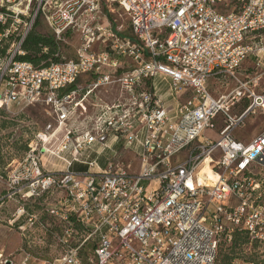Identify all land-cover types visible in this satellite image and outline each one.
Instances as JSON below:
<instances>
[{"label": "built area", "instance_id": "2783aa9c", "mask_svg": "<svg viewBox=\"0 0 264 264\" xmlns=\"http://www.w3.org/2000/svg\"><path fill=\"white\" fill-rule=\"evenodd\" d=\"M38 23L58 44L80 34L76 57L58 54L42 69L24 61ZM263 32L264 0H0V110L40 105L53 120L17 181L28 197L64 195L48 211L68 226L64 244L73 223L88 232L44 264H215L238 229L264 243V132L249 142L234 134L264 110V95L236 73L255 52L248 37ZM228 76L239 86L215 98L208 82ZM159 83L168 97L191 96L169 104ZM116 86L120 96L105 102L102 91ZM243 100L250 105L233 116ZM48 156L64 166L47 171ZM206 163L215 185L199 180Z\"/></svg>", "mask_w": 264, "mask_h": 264}, {"label": "rangeland", "instance_id": "374dc122", "mask_svg": "<svg viewBox=\"0 0 264 264\" xmlns=\"http://www.w3.org/2000/svg\"><path fill=\"white\" fill-rule=\"evenodd\" d=\"M112 19L119 20V24L123 26L121 32L131 35L132 31L129 28V20L126 15L121 17L117 12L112 16ZM36 30L50 34L49 29L43 24H40ZM246 42L247 45L254 46L255 52L248 56L246 62L236 72L237 78L242 84L253 87L257 94L264 95V54L257 51L258 48L264 46V32L257 36L251 35ZM80 43V34L68 35L64 41L59 43L61 48L59 54L63 58L74 59ZM95 48L98 51L105 49L99 44L95 45ZM238 86L239 83L229 76L215 78L208 82V89L215 98L229 96ZM158 89L160 95L168 97L171 93L160 83ZM120 93L119 87L116 86L111 90L102 91L101 96L105 102L112 103L120 96ZM190 96L189 93L183 95V93L173 92V96L168 97L167 102L172 105L182 104ZM249 105L248 100H243L231 110V114L237 116ZM51 123L53 124V120L49 116L48 109L40 105L20 111H5L4 115L0 113V252L3 256L0 258V264H44V262L53 261L70 246L76 245L79 240L88 235V232L75 222L72 226L75 236L70 239L69 244H64L62 240L68 226L48 212L54 206H62L60 204L64 195L61 192H53L38 197V199L28 197L25 195L32 192L25 187V179L17 181L19 178H27L30 174L29 163L25 161L26 154L30 150V145L36 142V136L39 133L48 134L46 128ZM72 123L70 122V124ZM222 125L223 122L220 121L218 126ZM263 132L264 110H260L250 116L245 128L236 129L234 134L237 138L249 142ZM25 145H27V150H20L21 146ZM119 152L123 154L128 163L132 164L133 168L137 169V156L132 150L120 148ZM43 163L46 170L50 172L64 166L63 163L51 156L45 157ZM100 164L102 165L101 160ZM203 171L204 169L201 173ZM204 181L214 183L213 180L207 178ZM3 196H6L4 200ZM91 247L89 241L87 248ZM252 248L251 244L245 247L243 256L253 252ZM258 251L261 254L264 253V243H260ZM26 258L28 260L25 262ZM235 264L250 263L241 258Z\"/></svg>", "mask_w": 264, "mask_h": 264}, {"label": "trees", "instance_id": "16d2710c", "mask_svg": "<svg viewBox=\"0 0 264 264\" xmlns=\"http://www.w3.org/2000/svg\"><path fill=\"white\" fill-rule=\"evenodd\" d=\"M39 25L40 23H38L37 27ZM36 28L23 46L26 52V56L23 57V60L35 65L39 69L47 68L52 64L60 62L61 57H59L58 54L61 48L60 45L56 43L53 34L38 32ZM124 35L127 34L125 33ZM247 107L248 106H246V108ZM0 113L4 115L5 111L0 110ZM21 149L24 151L27 150V145L21 146L20 150ZM73 170L78 173H83V171H86V168L85 166L76 165L73 167ZM74 220L73 217V221ZM221 242L215 264H235V262L241 258L250 264H264V253L261 254L258 251L260 243L258 241H251L247 231L238 229V231L233 234L230 241L224 238ZM250 244L253 247V252L243 256L245 255L243 254L245 252V247Z\"/></svg>", "mask_w": 264, "mask_h": 264}, {"label": "bare ground", "instance_id": "6f19581e", "mask_svg": "<svg viewBox=\"0 0 264 264\" xmlns=\"http://www.w3.org/2000/svg\"><path fill=\"white\" fill-rule=\"evenodd\" d=\"M206 178L214 181V183H209L210 185H215L218 182L217 181L218 180L217 175L212 172L211 166L208 165V163L205 164L204 171L200 174L199 180L202 183H206V181H204ZM2 257L3 256H2V254L0 252V258H2Z\"/></svg>", "mask_w": 264, "mask_h": 264}, {"label": "crops", "instance_id": "0c3cea01", "mask_svg": "<svg viewBox=\"0 0 264 264\" xmlns=\"http://www.w3.org/2000/svg\"><path fill=\"white\" fill-rule=\"evenodd\" d=\"M76 165H78V164H75L74 166H76ZM78 166H80V165H78Z\"/></svg>", "mask_w": 264, "mask_h": 264}]
</instances>
